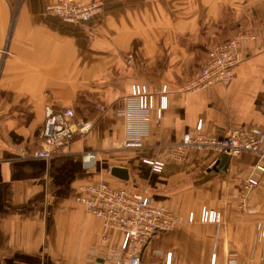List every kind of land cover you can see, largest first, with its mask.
I'll list each match as a JSON object with an SVG mask.
<instances>
[{
    "label": "crops",
    "instance_id": "obj_1",
    "mask_svg": "<svg viewBox=\"0 0 264 264\" xmlns=\"http://www.w3.org/2000/svg\"><path fill=\"white\" fill-rule=\"evenodd\" d=\"M52 1L0 0V51L7 50L0 54V264H85L87 252L101 247L103 225L76 194L99 180L147 197L184 222L153 235L141 264H165L168 253L170 264H209L214 254L216 264H264L257 228L264 223V173L246 211L233 199L256 156L230 157L225 172L213 154L166 162L161 173L144 162L165 161V148L199 121L219 138L234 128L264 132V0H102L103 18L88 26L46 15ZM240 32L256 38L242 49L228 85L179 92L209 46ZM132 85L169 92L161 119L148 120L143 146L124 149L117 111ZM45 106L71 108L93 127L73 139L67 154L33 159ZM88 152L94 165L85 169ZM113 167L126 169L128 178L112 176ZM204 209L220 214V224L200 223ZM189 214L192 224L185 222Z\"/></svg>",
    "mask_w": 264,
    "mask_h": 264
},
{
    "label": "built area",
    "instance_id": "obj_2",
    "mask_svg": "<svg viewBox=\"0 0 264 264\" xmlns=\"http://www.w3.org/2000/svg\"><path fill=\"white\" fill-rule=\"evenodd\" d=\"M100 12L98 4H88L79 0H55L48 5L45 13L73 26H87ZM252 32H240L233 38L213 44L206 50L203 64L195 76L179 90L189 93L204 89L213 84L228 85L234 78V69L241 60V51L255 40ZM1 58L7 54L0 51ZM131 57L127 60L130 64ZM167 86L158 92L143 85H132L125 106L117 111L123 119L125 137L121 143L124 149H139L143 146V137L147 135V124L151 115L159 121L166 108ZM92 122L76 119L71 108L56 110L44 107V121L39 133L41 148L30 156L33 159L49 160L59 154H67L70 144L76 136L90 132ZM221 155L238 157L252 154L257 162L251 167L247 178L233 195L237 208L246 211V201L252 189L258 185L264 173V132L257 127L234 128L222 138L204 133L203 123L199 121L193 131L186 132L178 143L165 148V161L144 160L154 173H161L166 162L183 165L192 155ZM95 155L88 152L82 155L85 169L93 167ZM76 202L87 213L102 221L103 232L101 247L87 252L85 264H141L144 247L156 233L174 230L183 222L163 206L155 205L151 199L125 188H112L104 181H93L78 187ZM193 214L185 222L194 223ZM218 213L203 210L199 222L219 225ZM259 238L264 239V223L258 226ZM171 254L166 255L165 264H170ZM209 264H216L215 254ZM228 264H235L229 262Z\"/></svg>",
    "mask_w": 264,
    "mask_h": 264
},
{
    "label": "water",
    "instance_id": "obj_3",
    "mask_svg": "<svg viewBox=\"0 0 264 264\" xmlns=\"http://www.w3.org/2000/svg\"><path fill=\"white\" fill-rule=\"evenodd\" d=\"M229 159H230L229 155L221 154L218 158L217 164H215V167L218 168V170H221V172H225ZM216 168L213 167L214 170H216ZM110 174L121 180H126L128 178L126 169H122L118 167L111 168Z\"/></svg>",
    "mask_w": 264,
    "mask_h": 264
},
{
    "label": "rangeland",
    "instance_id": "obj_4",
    "mask_svg": "<svg viewBox=\"0 0 264 264\" xmlns=\"http://www.w3.org/2000/svg\"><path fill=\"white\" fill-rule=\"evenodd\" d=\"M15 0H13V2H14ZM79 1H81V2H84V3H88V4H93V3H95V4H98L99 5V7H100V12L97 14V16L93 19V21L91 22V24L93 23V22H97L98 20H100V19H102L103 18V9H104V3H103V1L102 0H79ZM55 2V0H53L51 3H49L48 5H51L52 3H54ZM48 5H46V7L48 6ZM46 7H45V9H46ZM44 12H45V10H44ZM46 14V13H45ZM47 15V14H46ZM91 24H89V25H91ZM88 26V25H87ZM237 35V34H236ZM87 36H88V40L89 41H93V38H94V30L92 29V30H90V31H87ZM7 51V50H6ZM129 57H131L130 55L127 57V60L129 59ZM132 59V58H131ZM127 60H126V64H128L127 63ZM131 63V62H130ZM128 65H130V64H128ZM166 109V108H165ZM164 109V110H165Z\"/></svg>",
    "mask_w": 264,
    "mask_h": 264
},
{
    "label": "trees",
    "instance_id": "obj_5",
    "mask_svg": "<svg viewBox=\"0 0 264 264\" xmlns=\"http://www.w3.org/2000/svg\"><path fill=\"white\" fill-rule=\"evenodd\" d=\"M226 40H228V39H226ZM225 41V40H224Z\"/></svg>",
    "mask_w": 264,
    "mask_h": 264
}]
</instances>
